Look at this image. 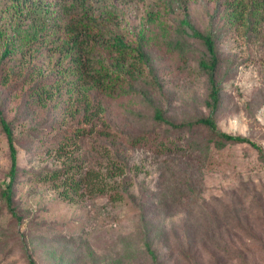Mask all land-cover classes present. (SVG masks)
Masks as SVG:
<instances>
[{"label":"rangeland","instance_id":"rangeland-1","mask_svg":"<svg viewBox=\"0 0 264 264\" xmlns=\"http://www.w3.org/2000/svg\"><path fill=\"white\" fill-rule=\"evenodd\" d=\"M239 1L90 0L94 33L125 46L121 53L95 49L109 73L125 63L106 97L87 82V66L65 54L70 15L63 16L60 0H0V109L18 161L12 217L0 126V264H28L29 255L36 264H264V162L257 152L244 144L219 150L199 128L155 119L157 111L174 125L212 116L221 132L264 151V10L254 14L253 28L243 26L228 16ZM190 27L214 43V113L200 66L211 57ZM105 129L129 166L122 202L91 196L85 186L69 202L59 183L40 181L63 161L81 163L83 173L120 163L116 147L98 136ZM139 136L169 137L187 152L165 156L155 144L132 145ZM101 146L112 150L110 160Z\"/></svg>","mask_w":264,"mask_h":264},{"label":"trees","instance_id":"trees-1","mask_svg":"<svg viewBox=\"0 0 264 264\" xmlns=\"http://www.w3.org/2000/svg\"><path fill=\"white\" fill-rule=\"evenodd\" d=\"M63 5V16L69 17L70 19L65 26V32L69 36L66 42V51L65 54H69V52L74 53V61L79 65H86L87 70L85 71L87 82L92 85V89H96L98 93L111 97L114 93L115 87L117 86V82L113 77V74L119 71L122 66L125 65L122 62L117 63V69L112 73H109V70L104 69L103 67H99L97 60L94 54L96 48H108L110 51L111 48L114 49L116 53H121V48L124 47L121 41L116 40L112 44L110 41H106L100 35L94 33V26H92L94 19L92 17V13L89 9L90 0H60ZM231 7V4L228 5V8ZM260 9L264 10V0H240L237 4L236 9H232L230 14L228 15L230 19H234V22H237L243 26L246 24L249 28H253L255 19L254 14ZM238 11L236 15L234 11ZM245 12L249 15L247 19H244ZM246 14V15H247ZM75 21V22H74ZM261 21H264V16L261 18ZM186 27H188V22L184 21ZM192 36L201 40L206 47V50L211 57L210 63L201 62L200 66L207 74V82L210 87V99L212 104V112L214 113L217 109L218 105V94L219 89L217 88V84L215 81V72L217 62L215 59V47L212 39L208 36H204L201 33L194 31L191 27ZM100 42V44L95 43ZM111 52V51H110ZM9 54V51L6 50L3 56ZM130 73V71H129ZM126 73V74H129ZM132 76V75H131ZM86 111L89 108V103H86ZM211 113V115L213 114ZM155 119L164 125H169L175 129H191V126H194L196 129H200L204 132H207L210 135V142H212L213 146L216 149H223L227 145H237L244 144L249 146L251 149L257 152L259 158L262 162H264V151L263 149L257 145L255 142L249 140L248 138L242 136H234L229 135L227 133L221 132L212 116L207 118H200L195 123H189L187 125H174L170 121L166 120L163 117L162 112L157 111L155 113ZM101 120V119H99ZM0 126L5 134L6 141L8 144V153H9V182L3 191L4 202L7 210L11 214L12 217H17L14 209H13V194H14V185L16 184L17 174H18V161H17V150L14 142V135L12 128L8 122L5 121L2 115V111L0 109ZM104 128L106 127L105 123H102ZM98 136L101 140H106L110 142L111 147L115 148V156L116 159H121L120 163L114 162L113 165L106 167V172L103 173L100 171L89 172L86 171L83 173V167L81 163H76L75 165H70L69 161H63L60 169L46 172L43 177H41L40 181L42 182H52L59 183L62 187V191L59 196L64 200H68L72 202L74 197L79 194L82 190L81 187L85 186V189L89 195L96 197H105L111 203H119L124 200L126 194H128V189L130 185L125 184L128 181V169L129 166L127 164V159L121 156L120 150L117 148V143L115 141L114 135H112L108 130H100L98 131ZM169 137H164L163 139L155 140L153 142L150 141L149 138L139 136L132 140V145H140L143 143L147 144H155L153 145L158 149L160 155L172 156L176 154H185L187 152V148L184 149L182 145H177L180 143H175L174 141H170ZM199 150L201 149V145L197 146ZM103 158L106 160H110L112 158V150L108 146H101ZM69 160V159H67ZM76 169L75 174H79L78 177H75L74 173L69 174L70 170ZM167 171H170L167 167ZM136 176V174H135ZM171 177H175L173 174ZM190 183H194L192 178L189 179ZM81 196V195H80ZM184 198L181 196L179 200L173 203V206L181 205V199ZM175 214V212H173ZM205 215V214H204ZM202 215V216H204ZM150 252V251H149ZM150 254H152L150 252ZM28 264H36L33 258L29 255L27 256Z\"/></svg>","mask_w":264,"mask_h":264}]
</instances>
